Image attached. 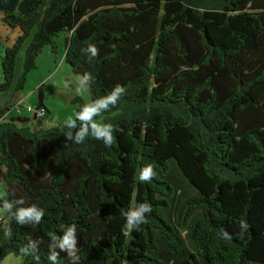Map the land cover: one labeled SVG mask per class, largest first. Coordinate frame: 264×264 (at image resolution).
<instances>
[{"label": "trees", "instance_id": "trees-1", "mask_svg": "<svg viewBox=\"0 0 264 264\" xmlns=\"http://www.w3.org/2000/svg\"><path fill=\"white\" fill-rule=\"evenodd\" d=\"M26 1L29 14L3 17L21 34L0 49V93L24 89L44 47L57 58L61 33L72 72L94 77L92 100L125 91L98 118L119 129L111 147L67 141L64 123L20 125L0 105V198L44 209L35 227L0 214V260L35 264L21 251L31 238L48 264L49 234L75 224L80 264H264V0ZM142 202L148 222L125 235L120 213Z\"/></svg>", "mask_w": 264, "mask_h": 264}, {"label": "clouds", "instance_id": "clouds-1", "mask_svg": "<svg viewBox=\"0 0 264 264\" xmlns=\"http://www.w3.org/2000/svg\"><path fill=\"white\" fill-rule=\"evenodd\" d=\"M84 54L89 58L97 55V48L93 44H88L82 49ZM94 77L89 72H84L78 76V87L76 91L79 93L85 89ZM125 89L117 84L110 92L105 95L93 99L90 103L83 104L75 113V118L69 117L64 121L67 129L64 135L67 141L80 145L85 142L86 138H92L102 141L105 147H111L114 143L115 131H119L112 124L101 122L98 118L105 112L117 105L121 99ZM156 175L151 165L143 166L139 172V181L151 183ZM0 212L6 213L8 217L18 225H27L35 227L40 224L44 217V209L36 204L25 205L22 198L3 199L0 198ZM152 212V205L147 202L137 203L127 211H123L120 215L123 217V232L127 235L130 232L138 231L140 226L148 222V215ZM240 234H243L248 228L246 222L239 225ZM4 236L10 237L11 231L4 230ZM219 236L228 240L232 237L226 231H220ZM48 264H60V253H64L68 258L69 264H80V255L77 240V228L75 224L60 225L59 234L50 233L48 238ZM25 255H31L35 264H40L39 241L28 239L27 243L21 250Z\"/></svg>", "mask_w": 264, "mask_h": 264}, {"label": "rangeland", "instance_id": "rangeland-1", "mask_svg": "<svg viewBox=\"0 0 264 264\" xmlns=\"http://www.w3.org/2000/svg\"><path fill=\"white\" fill-rule=\"evenodd\" d=\"M66 33H61L56 38L58 42V58L53 54L48 46L43 49L36 59L37 67L28 73L27 82L23 90L19 93L20 97L18 102L24 99V104L18 108H14L9 113L14 117L20 115L22 118H28L23 123L24 126L30 127L33 124L32 119L34 117L33 111H28L27 106H36L41 102L44 103L47 109L48 118L56 123H64L69 117L75 118V113L78 105L75 103L67 102L65 96L79 95L84 104L91 102L90 86L79 93L76 91L78 85V74H74L70 68V65L63 59L65 52V37ZM25 54V47H23L18 55L16 62V80L21 75L23 70V60ZM2 75V64L0 54V79ZM42 78H45L44 80ZM43 80V81H42ZM15 90L10 89L6 92L0 93V105L6 102L10 104V100L15 95ZM31 120V121H30ZM182 188H186L187 185L184 181L181 183ZM4 193V184L0 179V194Z\"/></svg>", "mask_w": 264, "mask_h": 264}, {"label": "crops", "instance_id": "crops-1", "mask_svg": "<svg viewBox=\"0 0 264 264\" xmlns=\"http://www.w3.org/2000/svg\"><path fill=\"white\" fill-rule=\"evenodd\" d=\"M6 12H20V13H23L24 15H27V14H29L30 10L28 8V3L26 0H0V46H1L0 49L3 46H11L14 43V41L16 40V38L21 34V31L18 27L12 28V27H10L4 23L3 17H4V14ZM57 44H58V42H57ZM47 47L48 46L44 47V49ZM50 51H51V49H50ZM65 51H66V49H65ZM64 57H65V52H64ZM64 57H63V59H64ZM57 58H58V56H57ZM42 79L44 80L45 78H42ZM76 96H79V95L65 96L67 98L66 101L67 102L69 101L70 103H72L71 102L72 99L75 98ZM19 97H20L19 93H16L13 96V98L9 101L10 104L15 105V103L18 101ZM91 101H92V99H91ZM5 104H8V103L6 102ZM44 107H45V105H44ZM45 109H46V107H45ZM11 111H13V108ZM8 114H9V112H8ZM8 116H12V115H8ZM16 117H20L19 120L17 119V122L20 125H23L25 120L28 119V118H24V117L22 118V116H20V115H18ZM47 121L53 122L54 124H57L56 122L49 119L48 116H47ZM32 122H33V124H31L30 127L35 129L34 118L32 119ZM2 213L3 212H0V214H2ZM0 264H23V260L19 256L9 255V256H6L4 259L0 260Z\"/></svg>", "mask_w": 264, "mask_h": 264}, {"label": "built area", "instance_id": "built-area-1", "mask_svg": "<svg viewBox=\"0 0 264 264\" xmlns=\"http://www.w3.org/2000/svg\"><path fill=\"white\" fill-rule=\"evenodd\" d=\"M24 104V99L20 100L19 102L17 101L15 105L13 106L14 108H20L21 105ZM22 109V108H20ZM28 111H33L34 112V121H35V129H41V128H47L55 125L53 122L47 121V109L45 108H34L32 105L27 106Z\"/></svg>", "mask_w": 264, "mask_h": 264}, {"label": "water", "instance_id": "water-1", "mask_svg": "<svg viewBox=\"0 0 264 264\" xmlns=\"http://www.w3.org/2000/svg\"><path fill=\"white\" fill-rule=\"evenodd\" d=\"M41 102L36 106V108H45L44 103L42 102V98L40 100Z\"/></svg>", "mask_w": 264, "mask_h": 264}]
</instances>
